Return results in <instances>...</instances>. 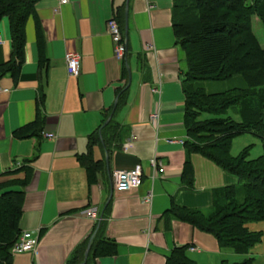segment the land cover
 Returning a JSON list of instances; mask_svg holds the SVG:
<instances>
[{"label":"crops","instance_id":"crops-1","mask_svg":"<svg viewBox=\"0 0 264 264\" xmlns=\"http://www.w3.org/2000/svg\"><path fill=\"white\" fill-rule=\"evenodd\" d=\"M176 2L37 1L26 21L20 71L0 76V193L25 190L21 229L39 238L35 250L15 253L13 264H69L81 257L78 264H170L182 247L196 264L241 260L184 218L191 211L211 212L218 193L237 186L239 178L185 144L186 56L173 26ZM114 18L127 43L124 59L114 54L108 26ZM253 29L264 40L257 14ZM12 50L10 18L3 16L0 68ZM68 52L81 55L78 76L69 73ZM110 111L120 135L110 151L104 143L94 145L104 167L90 185L78 154L88 150L90 135ZM153 158L165 168L154 178ZM137 165L144 172L140 186L113 185L116 170ZM89 207L97 208L96 219L83 213ZM101 223L103 235L117 242L113 254L92 250Z\"/></svg>","mask_w":264,"mask_h":264},{"label":"trees","instance_id":"trees-1","mask_svg":"<svg viewBox=\"0 0 264 264\" xmlns=\"http://www.w3.org/2000/svg\"><path fill=\"white\" fill-rule=\"evenodd\" d=\"M37 1L0 0V19L10 18L13 46L10 60L0 68V76L8 72L17 76L20 71L26 21L35 12ZM255 14L264 24V0H177L173 16L177 43L186 56L183 85L188 139L185 144L239 178L237 186L218 193L211 212L191 211L184 218L216 236L222 246L240 254H247L262 241V232L251 230L248 224L264 221V156L248 159L247 151L239 156L231 153L232 140L237 135L253 133L264 140V46L253 30ZM238 76L243 78L244 86L207 92L202 85L204 81H225ZM231 109L237 111L240 119L228 114ZM112 111L90 135L88 150L78 154L87 169L90 185L96 183L104 167V162L94 157V145L104 143L110 151L114 138L120 135ZM30 177L28 171L25 181ZM24 193L23 188L0 193V264H13L12 247L22 233ZM98 230L92 244L94 254L115 253L117 242L103 235V223ZM185 249L179 248L178 257H171L170 264H196ZM82 261V257L74 258L69 264ZM223 264L238 263L224 260Z\"/></svg>","mask_w":264,"mask_h":264},{"label":"built area","instance_id":"built-area-1","mask_svg":"<svg viewBox=\"0 0 264 264\" xmlns=\"http://www.w3.org/2000/svg\"><path fill=\"white\" fill-rule=\"evenodd\" d=\"M68 0H62V3H67ZM109 31L114 40V54L118 59H124L127 54V43L116 19H111L108 22ZM66 62L70 75L78 76L81 73V55L76 52H68L66 54ZM156 117V116H155ZM158 119V116H157ZM46 137L53 138L54 133H44ZM153 167L152 177H156L159 173L164 172L165 168L163 163L158 158L151 160ZM143 170L140 165L130 169H118L113 173V185L121 190H129L140 186L143 180ZM149 201L150 198H147ZM83 213L89 218H97V208L89 207L83 210ZM38 235L33 231H23L12 247V253L29 252L35 250L38 245ZM192 250H198L192 247Z\"/></svg>","mask_w":264,"mask_h":264},{"label":"rangeland","instance_id":"rangeland-1","mask_svg":"<svg viewBox=\"0 0 264 264\" xmlns=\"http://www.w3.org/2000/svg\"><path fill=\"white\" fill-rule=\"evenodd\" d=\"M255 32L264 46L262 32L257 29H255ZM202 85L204 86V89L207 92H217L224 91L233 87H238L242 85L244 86L245 82H243V78L238 76L234 79L225 81H204ZM228 114L232 115L235 119H240V116L236 110L231 109ZM245 151L248 152V159H257L259 157L264 156V140L260 136L253 133H243L237 135L232 140L231 153L234 156H239ZM243 168L245 167L243 166ZM251 225H253L254 227L251 230L262 232V241L255 245L252 249H250L247 254L237 253L233 248L230 247L234 252L239 254L238 258L241 259L239 262L232 261L230 263L264 264V221H253L250 223V226Z\"/></svg>","mask_w":264,"mask_h":264},{"label":"water","instance_id":"water-1","mask_svg":"<svg viewBox=\"0 0 264 264\" xmlns=\"http://www.w3.org/2000/svg\"><path fill=\"white\" fill-rule=\"evenodd\" d=\"M129 70H130V69H129ZM90 247H91V244H89V246H88V250H87V252H86V259H87L88 254H89Z\"/></svg>","mask_w":264,"mask_h":264}]
</instances>
